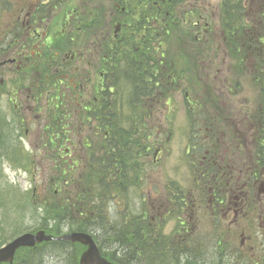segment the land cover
<instances>
[{"label":"rangeland","instance_id":"rangeland-1","mask_svg":"<svg viewBox=\"0 0 264 264\" xmlns=\"http://www.w3.org/2000/svg\"><path fill=\"white\" fill-rule=\"evenodd\" d=\"M32 1L34 0H7L6 5L0 7V42L9 33V30L15 27L17 18L21 22L22 15L19 17L18 11L21 8H26ZM211 1L216 2L215 10H208L207 13L211 16L212 12H215L217 16L221 0ZM90 3L92 2L89 0H66L61 6L62 3L60 4L59 0L58 7L48 10L49 13L43 23L39 25L37 34L45 35L44 38L48 44L50 42L48 36L57 37L59 35L69 13L78 15L80 4L86 8ZM140 5L146 6L143 3ZM60 6L61 8L58 9ZM210 21L209 26L216 31L219 26V18L211 17ZM128 31L130 30L127 27ZM143 37L148 40L147 35L138 34L135 44L128 45V50L134 51L138 40L141 41ZM151 46L157 48L154 42ZM161 47L165 48L164 43L161 44ZM73 50L69 51V54ZM214 55L213 63L217 65V68H209L212 69V72L208 75H204L201 69L204 83L194 87L193 95L188 93L184 95L181 83L174 95L167 99L162 106H158L150 99L149 107L146 105L141 107L140 118H143L146 125L149 126L147 134L150 136L152 149L145 158L139 156V161L144 164L136 184L130 181V187L126 191H123V187H121L115 191V199L106 197L105 205H102L107 219L112 223V229H116L119 234L122 231H129L127 232L128 236L134 238L135 233H139L149 244L153 238L159 242L162 240L160 245L164 247V251L162 250L161 256L165 257V261H157L156 264L192 263L189 261H200L204 264H264V216L259 218L260 212L258 214V211L260 210L255 209L249 216L250 224L247 221H237L236 224L229 226L230 219L222 221L221 216L212 218L209 215L208 194L204 192L202 197H199L194 190L201 186L196 183L199 177L196 170L197 162L201 161L204 152L212 151V148L217 152L215 158L217 162H228L231 152L235 150L242 156L238 159V163L242 165L245 162L254 163L253 148L251 149V145L244 147L240 140H245L248 134L254 133V123L250 119L253 120L259 93L252 83L249 69H244L242 76H235L237 72H234L233 69L218 67L216 63L217 60L221 62V55L218 53ZM75 65H77L76 62L72 67ZM225 65H228V60L225 61ZM206 66L208 65L205 64ZM251 70L253 71V69ZM63 73L58 75L59 79ZM66 73L72 77V73L69 71ZM1 77L0 75V81ZM229 79L233 80V85L228 90L226 81ZM66 82L63 81V83ZM235 83H237L236 87ZM188 86L189 83L186 81L185 90ZM48 90H51L50 83L46 84L44 94ZM61 90L63 91L62 87ZM13 91L11 81L3 78V82L0 83V241L2 244L22 233L37 231L46 215L44 207H50L58 199L60 204L67 203L61 197L71 199L73 196H68H71L75 189L78 190L79 180L88 165V155L93 153L94 157L98 158L101 157L102 152V138L98 136L94 139L95 148L92 152H86L78 147L70 149L71 153L65 156L62 153V148L61 161H64V166L57 162V154L46 147L49 144V139L42 142L43 146L40 144L39 130L47 126L45 122L38 119L40 111L37 113L36 122L30 125L29 129L32 135L24 134L22 119L26 116L22 109L17 107L18 101H14ZM210 93L213 95L207 100L209 106H207L208 114L206 113L210 118L202 114L201 117H205V119L199 123L198 138L203 140L204 144L197 152H193L192 149L197 147L198 139L197 135L195 138L192 137L190 125L194 116L188 114L187 109L191 107L193 100H199L202 95ZM188 95L190 98L187 99ZM25 96L26 94L22 99ZM123 96L124 100L129 96L127 89L123 90ZM83 97L91 98V94L88 93ZM120 100L117 97L115 108L117 113H121V122L118 125L116 123L112 125L118 127L117 130H113L114 132L122 134L120 128H123V120L128 117L127 113H130V107H127L126 104L121 105ZM53 106L52 104L49 111L51 118L55 117ZM58 112L59 109L56 111V115ZM62 113H65V110ZM62 113L57 116L60 117ZM73 116L70 114L69 118L75 120L74 129L80 131L78 126L83 119L79 117L75 119ZM65 117L68 116L65 114ZM91 117L98 119L96 120L97 125L101 129L107 123L111 129L109 118L107 121V118L103 119L100 114ZM215 118H218V121H215ZM37 123L40 124V128ZM61 124H63V120L58 126L60 127ZM125 126L124 122V128ZM81 128L83 132L86 131V122L83 121ZM51 129H53L51 132V139H53L54 126ZM68 129L69 127L65 128V130ZM155 135H157V141ZM33 136L35 139L31 141ZM65 138L70 139V135L62 137V139ZM214 139L217 140L213 142ZM235 140L237 141L235 142ZM28 141L32 143L30 144ZM187 148L191 153L190 157L186 155ZM156 150L157 160L155 162L153 157ZM194 155L195 160L193 159ZM193 160L196 161L195 164H192ZM126 164L130 168L128 176L132 175L135 170L138 171L141 165L137 164L138 168L135 169L132 168V162ZM65 166H68V173L67 176H62L60 169ZM62 178L68 180L67 184L62 183ZM238 183L236 182L235 185ZM70 188H74V191ZM191 192L192 199L197 197L198 200H191L184 206L186 194ZM193 205H195L194 209ZM184 226L188 230L187 233L183 229ZM120 238L124 239L122 235ZM169 238L174 240L172 244H176L177 250L165 251ZM112 241L113 237L110 236V239L105 238L104 242L107 249L103 250L106 251L109 261L111 260L110 254L118 250L114 249L117 244H112ZM52 249L42 246L25 254L20 253L13 264L26 263L28 260L32 264H36V262L38 264H72L74 262L72 255L75 256V254V263L77 264L82 251L80 250L77 254L78 246L68 244L58 247V251H51ZM186 257H189V261L186 260ZM153 264L155 263L153 262Z\"/></svg>","mask_w":264,"mask_h":264},{"label":"trees","instance_id":"trees-1","mask_svg":"<svg viewBox=\"0 0 264 264\" xmlns=\"http://www.w3.org/2000/svg\"><path fill=\"white\" fill-rule=\"evenodd\" d=\"M52 1L50 0V3L46 5V12L52 8L53 5H50ZM130 2L129 13L126 15L125 21L130 24L128 28L130 31L127 32V29H124V33L121 32L117 35L109 47L108 118L111 121L109 150H102L101 157L98 158L94 157L93 153L88 155V165L79 180L78 190L75 189V192L68 196H73L71 199L61 197L67 203L60 204L58 199L50 207L45 206L46 215L39 224L38 230L52 236H60L65 232L90 234L104 258H107L106 251L103 250L107 249L104 246L105 238L110 239L111 236L113 237L112 244H117L114 249L118 250L110 254V261L117 264H153V262L156 264L157 261H165V257L161 256L164 251V247L160 245L162 240L159 242L153 238L149 244L139 233H135L134 238L128 236L127 232L129 231L127 230V232L122 231L119 234L116 229H112V223L103 211L107 196H113L116 194L115 191L121 187L126 191L130 187V181L137 182L144 164L139 161V156L145 158L152 149V142L147 134L149 126L146 125L143 118H140L141 107L143 105L149 107L150 99L158 106H162L167 99L174 95L181 83L184 94L193 95L194 87L204 83V75L212 72V69L209 68H217L213 62L214 54L218 53L221 55V62L217 60L216 63L218 67L233 69L234 72H237L235 76H242L244 69H249L252 83L259 93L253 120H250L254 123L253 157L255 162L264 167V0H221L218 16L219 26L216 31L209 26L211 17H214L207 13L208 8H204V10L203 8L185 9V22H182L184 15L182 10L171 11L164 8L169 12V17L164 22L166 26L161 24L156 35H154L149 22L154 11L150 7V2L144 3L142 0H130ZM141 2L146 6L140 5ZM6 3L7 0H0V7L5 6ZM192 15L193 17H190ZM161 16L159 18H164L163 12ZM186 17L190 18L186 21ZM193 19H199L204 24L196 27L192 25ZM97 21H99L98 18L93 19L90 26L93 23L94 25L90 28L103 29V24L97 23ZM143 25L146 26V29L142 28ZM142 31H144V35H147V42H142V40H146L143 37L141 41L138 40L136 49L129 51L128 45L135 44L138 34H141ZM151 33L156 36L153 40L150 39ZM2 41L0 42V57L4 58L9 47ZM153 41L157 44L156 52L151 46ZM162 43L165 46L163 49ZM124 44L125 46H123ZM52 58L53 56H50L44 63L45 69H49L48 65H51L52 69L58 65L59 61ZM226 60H228V65H225ZM205 64L208 66L205 67ZM45 76V83L55 82V75L46 71ZM186 81L189 86L185 90ZM226 82H228L227 89L229 90L233 85V80L229 79ZM234 86L236 87L237 83ZM65 87H63V92L66 90ZM125 89L129 91L126 100L123 96ZM189 95L187 99L190 98ZM212 95V93L204 94L199 100H193L191 107L187 109L188 114L194 116L190 127L192 136L197 135L198 148L202 143L198 138L199 123L205 119L201 115L205 114L207 118H210L209 115H206V113L208 114L207 106H209L207 100ZM63 97H65L64 94ZM117 97L122 100H120L121 105L126 104L127 107H130V113H127L128 117L123 120V128H120L122 134L114 132L113 130H117L118 127L112 125L113 123L118 125L122 118L121 113H117L115 108ZM99 98L102 99V93L99 94ZM65 103L63 102V104ZM67 104L65 106L73 107L74 101L70 99ZM67 112L70 113V110ZM98 114L103 115V110L100 109ZM65 118L67 117L61 115L62 130L68 125L65 123L68 119ZM83 118L91 125V116L84 114ZM215 121H218V118H215ZM124 122L126 123L125 128ZM53 126L55 127V121ZM210 154H213V151H210ZM125 162H132V168L135 169L138 168L137 164L141 165L138 171L135 170L132 175L128 176L130 168ZM63 163L64 161H61V164ZM60 170L62 176H67L68 166L62 167ZM67 181L62 178V183L67 184ZM121 235L124 239L120 238ZM173 241V239H168L165 251L178 249L176 244H172ZM67 244L77 245L79 249L77 254L80 250H84V247L79 244L67 242L41 243L33 249H19L15 259L20 253L25 254L42 246L53 248L51 251H58V247L67 246ZM0 245H2V241H0ZM72 257L74 258L72 264H76V254ZM158 258L160 259L158 260ZM188 258L186 257L187 261H189ZM194 263L197 262L194 261ZM18 264L32 263L28 260L26 263ZM36 264L38 263L36 262ZM172 264L175 263L172 262Z\"/></svg>","mask_w":264,"mask_h":264},{"label":"flooded vegetation","instance_id":"flooded-vegetation-1","mask_svg":"<svg viewBox=\"0 0 264 264\" xmlns=\"http://www.w3.org/2000/svg\"><path fill=\"white\" fill-rule=\"evenodd\" d=\"M66 0H60L63 6ZM92 3L84 8L80 4V12L77 14L69 13L66 18L63 29H61L57 37L48 36L50 42L46 44L45 35L37 34L39 25L43 23L44 14L46 13V5L50 0H34L29 3L26 8H21L17 14L19 17L22 15L21 22L19 18L15 23V27L9 30L2 43L7 44L6 55L4 58L0 57V75L3 78L9 79L13 84V99L17 102V107L22 109L26 118H23L22 124L24 127V134L32 135L30 125L36 122L37 113L38 119L45 122L47 126L39 130L40 144L43 146L44 140L49 139V144L46 146L57 155L58 161L62 158L61 152L65 156L71 153L70 149L80 148L90 151L91 147L94 149V139L98 136L102 138V150L108 151L110 147V135L108 123L101 129L97 125L98 119L92 118V124L87 125L86 131L83 132L81 126L83 121L78 126L81 130H75V120H69V129L62 130L60 124V117L57 116L65 110V114L69 117L81 118V115L96 116L100 109L103 110V119L107 118L109 109V42L113 40L117 34H120L126 26L125 20V7L127 0H89ZM103 1V3H102ZM144 3L149 1L150 7L154 9L152 18L150 17L152 31L156 35L158 21L164 24L165 20L169 17L167 10L183 11L185 17V4L195 8L209 7L208 0H142ZM54 8L59 6V0H53ZM148 4V3H147ZM61 6L58 8L60 9ZM166 8L167 10H164ZM25 11V12H24ZM39 12L40 14H38ZM164 18H159L161 15ZM162 17V16H161ZM94 18H98L97 23H103V29L97 28L94 33H82L81 27L88 24L90 25ZM20 22V24H19ZM26 23V25H25ZM39 23V24H38ZM76 23V35L72 34L71 27ZM38 24V26H37ZM73 24L72 26H70ZM119 24V29L115 32L112 27ZM156 37V36H154ZM69 48H72V53L69 54ZM50 56L54 57L58 62V66L52 69L44 68V63L48 61ZM47 58V59H46ZM74 62L77 63L74 67ZM46 71L50 73L64 72L61 78L51 85V90L44 94L46 79ZM72 73V77L68 73ZM9 74H11L9 76ZM62 81L66 82V90H61L59 84ZM91 94V98H84L83 95ZM102 93V99L99 94ZM25 98L22 99L23 95ZM63 94L65 97H63ZM44 95V96H43ZM74 98V106L69 107V100ZM63 102H66L63 104ZM44 103V104H43ZM52 104L54 105V115L51 118L49 111ZM59 112L56 115V111ZM70 110V113L67 111ZM34 114V116H33ZM33 116V117H32ZM55 119L54 138L51 139V132L53 129L50 127L51 120ZM62 122V121H61ZM78 122V121H76ZM21 124V121H19ZM40 128V124L37 123ZM65 127V126H64ZM83 132V133H82ZM56 133V134H55ZM70 135V139L62 137ZM252 134H248L245 140H240L243 146L252 144ZM35 137H31V141ZM214 139L213 142H215ZM237 140H235L236 142ZM30 144L32 142L28 141ZM43 142V143H42ZM234 142V144H235ZM233 144V146H234ZM237 146V145H236ZM237 148H239L237 146ZM188 149V148H187ZM193 148L192 150H194ZM216 151L214 156L210 155V151L204 152L201 161H198L196 170L198 171V179L196 183L201 184L198 189H194L199 197L203 193L208 194V211L212 218L222 217V221L229 220V226L236 224L237 221L244 222L248 220L249 216L256 210L259 218L264 216V172H260V179L255 178L256 171L253 163H238V159L242 157L240 152L234 150L231 152L230 160L217 162ZM188 149L186 155L190 157ZM64 156V157H65ZM195 160V155L193 157ZM214 159V160H213ZM192 162L195 164L196 161ZM231 160H234L233 162ZM252 160V159H251ZM244 166V168H243ZM236 182H239L235 185ZM256 188V192H254ZM198 200L197 197L192 199V192L187 193L185 203L189 201ZM195 208V205L192 206ZM185 219V216H184ZM185 223V220H184ZM250 224V223H249ZM187 227V226H186ZM260 227V226H259ZM185 231H188L185 226ZM240 246H243L240 244Z\"/></svg>","mask_w":264,"mask_h":264},{"label":"water","instance_id":"water-1","mask_svg":"<svg viewBox=\"0 0 264 264\" xmlns=\"http://www.w3.org/2000/svg\"><path fill=\"white\" fill-rule=\"evenodd\" d=\"M78 243L86 249L81 253L78 264H114L103 258L91 235L80 232H72L59 237L46 235L40 230L34 233H23L10 242L0 247V264H12L16 251L20 248H33L42 242Z\"/></svg>","mask_w":264,"mask_h":264}]
</instances>
